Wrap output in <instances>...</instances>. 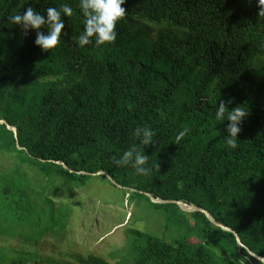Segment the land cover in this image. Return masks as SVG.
Here are the masks:
<instances>
[{
    "label": "trees",
    "instance_id": "16d2710c",
    "mask_svg": "<svg viewBox=\"0 0 264 264\" xmlns=\"http://www.w3.org/2000/svg\"><path fill=\"white\" fill-rule=\"evenodd\" d=\"M63 3L73 16L62 17L61 42L49 52L34 44L35 31L22 36L9 20L29 6L44 14ZM122 7L113 44L80 48L79 0H0V155L8 162L0 172V235L19 230L37 244L62 233L71 208L56 198L91 178L76 172L103 171L128 200L166 213V228L184 230L169 242L127 230L132 264H262L202 213L140 193L206 210L264 258V16L257 0H126ZM221 101L248 111L234 150L225 144L228 121L214 118ZM145 125L156 135L144 149L153 170L142 176L113 161L139 144L131 133ZM0 264L30 259L2 248ZM48 264L110 263L75 255Z\"/></svg>",
    "mask_w": 264,
    "mask_h": 264
},
{
    "label": "rangeland",
    "instance_id": "374dc122",
    "mask_svg": "<svg viewBox=\"0 0 264 264\" xmlns=\"http://www.w3.org/2000/svg\"><path fill=\"white\" fill-rule=\"evenodd\" d=\"M20 34L26 33L21 29ZM7 165L0 155V172L7 170ZM125 192L104 179L91 177L83 188L56 198L57 203H67L71 208L62 233L45 236L34 244L25 241L18 230L12 235H0V249L25 253L30 264L74 262L75 255L98 256L110 264H132L127 230L137 229L168 242L184 235V230L174 225L166 228V213L156 211L144 200H128ZM181 216L178 215L180 219ZM190 241L196 242L197 238L192 236Z\"/></svg>",
    "mask_w": 264,
    "mask_h": 264
},
{
    "label": "clouds",
    "instance_id": "9594fccd",
    "mask_svg": "<svg viewBox=\"0 0 264 264\" xmlns=\"http://www.w3.org/2000/svg\"><path fill=\"white\" fill-rule=\"evenodd\" d=\"M126 0H79V10L83 17V30L76 38L77 45L84 48L88 45L96 47L113 44L117 39V23L125 17L124 5ZM259 7L258 15L264 16V0H257ZM73 8L67 3L57 7H48L44 14L29 6L23 12H17L9 17L13 25L20 26L25 33L30 30L35 31L34 44L42 51L54 49L61 42L62 29L65 22L62 17H72ZM46 29V32L41 29ZM231 103V100L228 101ZM248 115V111L237 105L229 110L226 104L221 101L216 104L214 118L217 124L228 121L226 126L225 144L228 149H236L238 146L237 136L241 131V123ZM189 129L186 127L176 136L179 142ZM131 135L139 142L128 150L123 151L119 159L113 163L117 166H131L136 174L147 176L152 172L148 166L149 156L145 155L144 149L153 144L156 133L150 126H137ZM144 146V147H141ZM158 168V165L155 166Z\"/></svg>",
    "mask_w": 264,
    "mask_h": 264
},
{
    "label": "water",
    "instance_id": "95a60500",
    "mask_svg": "<svg viewBox=\"0 0 264 264\" xmlns=\"http://www.w3.org/2000/svg\"><path fill=\"white\" fill-rule=\"evenodd\" d=\"M6 124L5 121L3 120H0V124ZM7 128L12 131L14 133V135H16V129L14 127H10L8 125H6ZM57 164H60L63 168L67 169V167L61 163V162H56ZM70 172H74V171H71ZM77 174H81V175H86V176H91V177H96V176H104L111 184L117 186V187H120L119 185L116 184V182L105 172L103 171H99L97 173H86V172H76ZM131 191H134L132 189H130ZM142 194H144V196H146L150 202L154 203V204H158V205H168V204H174L176 205L180 211L184 212V213H195V212H200L202 213L206 219L213 225V226H216L226 232H229L230 234L233 235V237L235 238L236 240V243L239 247H242L246 250V252L254 257L256 260L260 261L262 264H264V258L263 257H260V256H257L256 254H254L253 252H251L248 248H246L239 240V237L238 235L230 228L224 226V225H221L219 223H217V221L214 219V217L212 215H210L206 210L200 208V207H197L195 206L194 204H189V203H185L184 201H180V200H163V199H160V198H156L154 197L153 195L149 194V193H143V192H140Z\"/></svg>",
    "mask_w": 264,
    "mask_h": 264
}]
</instances>
